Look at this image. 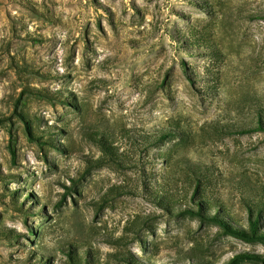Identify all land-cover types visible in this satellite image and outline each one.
Instances as JSON below:
<instances>
[{
	"label": "rangeland",
	"instance_id": "obj_1",
	"mask_svg": "<svg viewBox=\"0 0 264 264\" xmlns=\"http://www.w3.org/2000/svg\"><path fill=\"white\" fill-rule=\"evenodd\" d=\"M260 109L264 0H0V264H70L69 245L93 248L96 264H128L112 256L126 252L137 264L264 255V242L170 216L142 187L165 172L159 155L174 168L188 156L217 169L213 195L248 226L245 199L264 190V132L211 126L256 125ZM170 127L185 136L148 157L137 148L136 135ZM93 131L135 166L89 168L103 155Z\"/></svg>",
	"mask_w": 264,
	"mask_h": 264
},
{
	"label": "trees",
	"instance_id": "obj_2",
	"mask_svg": "<svg viewBox=\"0 0 264 264\" xmlns=\"http://www.w3.org/2000/svg\"><path fill=\"white\" fill-rule=\"evenodd\" d=\"M197 49L203 46L209 56L217 63L223 61V52L207 40L194 39ZM200 43V44H199ZM199 51V50H198ZM264 111L259 110L258 124L256 125H212L213 132L221 135H247L258 131L264 132ZM94 132V131H93ZM179 136H185L180 127H170L153 134L136 135L134 137L137 148L148 157L151 149L158 148L168 140ZM38 138L37 136H34ZM96 143L103 155L99 159H90L89 168H102L106 165H114L122 169L133 168L135 163L126 157L110 135L94 132L90 137ZM159 159L165 163V172L158 175L155 172L145 176L142 183L143 192L147 200L170 214L172 217L191 216L201 222L217 224L224 234L243 239L245 241L264 242V190L250 191V196L245 199V206L249 213L248 226L237 220L230 207L215 197L212 193L215 186L217 169L212 165L195 161L188 156H180L177 159V167L174 168L173 156L169 153L159 155ZM112 193L123 196L136 194L133 189L114 187ZM100 204V203H98ZM135 232V231H131ZM112 244L127 246L128 238L110 239ZM136 240L141 242V237ZM70 264H96L93 248H81L66 246ZM117 260L128 264H137L130 252L115 253L112 255ZM246 260L261 262L264 264V255L252 252H244L233 256L226 264H240ZM136 261V262H135ZM194 261V260H193ZM139 263V262H138ZM191 264H211L204 260H195Z\"/></svg>",
	"mask_w": 264,
	"mask_h": 264
}]
</instances>
